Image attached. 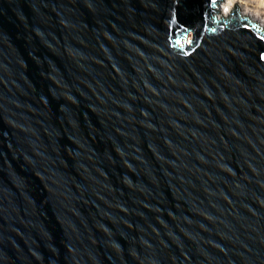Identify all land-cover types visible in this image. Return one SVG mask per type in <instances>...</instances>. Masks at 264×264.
Segmentation results:
<instances>
[{
    "label": "water",
    "instance_id": "95a60500",
    "mask_svg": "<svg viewBox=\"0 0 264 264\" xmlns=\"http://www.w3.org/2000/svg\"><path fill=\"white\" fill-rule=\"evenodd\" d=\"M221 1L0 0V264H264V29Z\"/></svg>",
    "mask_w": 264,
    "mask_h": 264
},
{
    "label": "bare ground",
    "instance_id": "6f19581e",
    "mask_svg": "<svg viewBox=\"0 0 264 264\" xmlns=\"http://www.w3.org/2000/svg\"><path fill=\"white\" fill-rule=\"evenodd\" d=\"M234 4L238 7L240 16L254 20L260 25L259 28L264 29V0H227L220 17L228 16ZM216 18L220 19L219 16Z\"/></svg>",
    "mask_w": 264,
    "mask_h": 264
},
{
    "label": "rangeland",
    "instance_id": "374dc122",
    "mask_svg": "<svg viewBox=\"0 0 264 264\" xmlns=\"http://www.w3.org/2000/svg\"><path fill=\"white\" fill-rule=\"evenodd\" d=\"M227 2V0H222L221 2H220V4L218 5V11H219V13L218 14H216V16H219V18H221L220 17V15H221V12H222V10H225L224 9V4ZM223 19H225V18H227V16L225 17V16H223L222 17ZM248 19V18H247ZM249 21H251L250 19H248ZM251 22H253V23H256L257 25H259L257 22H255L254 20H252ZM260 26V25H259ZM258 26V27H259ZM191 37V33H189V38Z\"/></svg>",
    "mask_w": 264,
    "mask_h": 264
}]
</instances>
